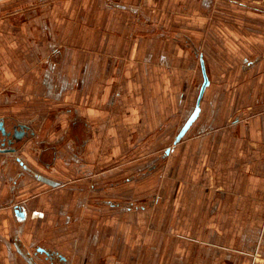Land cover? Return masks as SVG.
I'll return each instance as SVG.
<instances>
[{"label":"crops","instance_id":"obj_1","mask_svg":"<svg viewBox=\"0 0 264 264\" xmlns=\"http://www.w3.org/2000/svg\"><path fill=\"white\" fill-rule=\"evenodd\" d=\"M211 2L0 0V148L3 142V149H13L0 152V264H215V226L210 228L200 214L215 212V165L222 164L218 158L225 152L219 149L226 148L215 141L220 103L213 104L207 125L196 126V135L187 138L204 113L203 101L212 86L207 70L196 119L174 144L195 109L202 71L194 103L172 131L171 145L163 148L164 158L179 157L177 192L186 198L180 211L196 214L179 222L176 205L163 210L168 213L166 228L172 230L174 224L168 243L172 253L140 254V246L152 241L150 233L141 234L151 222L158 227L152 214L159 210L135 201L121 205L112 200L118 189L114 194L109 187L133 178L139 188L141 172L148 178L155 175L152 152L133 156L136 150L150 149L139 133L156 132L149 113L156 96L146 92V85H154L151 70L158 64L153 62L155 40L146 37L160 35L174 19L189 16H173L175 4L194 5L191 16L196 21ZM228 2L247 13L263 5ZM159 60L165 63L166 57ZM244 60L245 66L252 65ZM199 62L206 69L202 55ZM137 67L142 72L132 73ZM126 68L131 74L124 73ZM228 96V106H236L235 92ZM216 97L222 100V94ZM181 98L177 94L176 100ZM164 100L170 102L171 93ZM253 105L245 111L257 112ZM165 110L163 105L160 113ZM155 113L151 111L152 118ZM256 117L251 134L262 129V118ZM1 130L9 136L3 137ZM16 133L24 135L16 138ZM125 148L131 157H124ZM239 148L245 149L246 142ZM235 152L229 155L233 158ZM251 260L253 264L256 258Z\"/></svg>","mask_w":264,"mask_h":264},{"label":"rangeland","instance_id":"obj_2","mask_svg":"<svg viewBox=\"0 0 264 264\" xmlns=\"http://www.w3.org/2000/svg\"><path fill=\"white\" fill-rule=\"evenodd\" d=\"M255 1L262 2L261 10L247 13L228 0H212L196 21L191 16L194 5L175 4L173 16L176 12L189 16L184 21L174 17L176 19L160 31V35L146 37L155 40L156 58L153 62L158 64L155 70H151V75L155 72L150 77V81H155L154 85H146V92L156 96V100L149 103V106L156 107L157 114L152 107L149 108L150 120L156 122V132L139 133L140 140L149 141L150 149L136 150L133 156L141 157L152 152L155 175L148 178L141 172L138 176L139 188L131 183L133 178L131 181L124 180L118 186H109L114 188V194L118 189L119 195L117 198L114 195L112 200L121 205L135 201L159 210L152 214L156 216L158 227L153 228L155 224L151 222L141 234L146 236L150 233L148 236L152 241L140 246V254L153 252L162 256L172 253L168 243L174 238V224L172 230L166 228L169 225L168 213L163 212L164 209L176 205L178 212L174 216L179 222L187 214L190 217L196 215L180 211L186 204V198L177 192L181 183L179 157L164 158L163 148L171 145L172 131L186 109L194 103L201 81L199 57L202 55L212 86L203 101L204 113L187 138L196 135V126L207 125L213 104L220 103L223 112L217 120L219 126L215 127V141L225 143L226 148L219 149L220 154L223 151L225 155L222 153L218 158L222 164L215 165V212L200 215L208 219L210 228L215 226L216 240L219 241L215 240V264H251L253 257L256 258L253 264H264V0ZM162 55L166 57L165 63L159 60ZM245 58L252 65L245 66ZM135 70L142 72L141 67L134 68L132 73ZM124 73L131 74L130 68H126ZM167 80L170 81L166 83ZM233 91L236 94L234 107L228 106L226 101ZM169 93L170 102L164 100V94ZM177 94L182 95L179 101L176 100ZM217 94H222V100L216 101ZM168 103L170 108H167ZM251 103L256 104L253 108H257V112L245 111ZM163 105L166 110L160 113ZM151 111L156 114L155 118L151 117ZM256 116L262 118V129L251 134L250 126ZM234 142H242V145L246 142V148H239L242 145ZM231 151H236L233 158L229 155ZM128 154L125 148L124 157H131ZM137 194L140 196L135 197ZM190 263L183 261L178 264ZM200 264L213 262L200 261Z\"/></svg>","mask_w":264,"mask_h":264},{"label":"water","instance_id":"obj_3","mask_svg":"<svg viewBox=\"0 0 264 264\" xmlns=\"http://www.w3.org/2000/svg\"><path fill=\"white\" fill-rule=\"evenodd\" d=\"M201 71H202L203 82H202V84L200 86V89H199V92H198V96H197V100H196V104H195V109H194L193 113L190 115V117L188 118V120L185 122V124L183 125V127L181 128V130L179 131L177 136L175 137L174 144L177 143L185 135L187 129L192 124V122L196 119V117H197V115L199 113V101H200V99L202 97V94H203V92L205 90V87L208 85V78L206 76L203 64H201ZM1 132H2V136L3 137H8L9 136V133H5L4 130H1ZM23 135H24V133H16L14 135V137L20 138ZM1 147L2 148H0V152L12 151L13 150V149H3V147H5L3 142L1 143Z\"/></svg>","mask_w":264,"mask_h":264}]
</instances>
